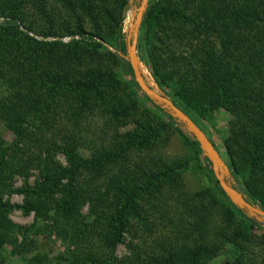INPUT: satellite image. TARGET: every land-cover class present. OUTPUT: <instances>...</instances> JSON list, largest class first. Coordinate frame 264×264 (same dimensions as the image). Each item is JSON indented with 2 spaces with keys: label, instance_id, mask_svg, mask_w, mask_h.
Segmentation results:
<instances>
[{
  "label": "trees",
  "instance_id": "1",
  "mask_svg": "<svg viewBox=\"0 0 264 264\" xmlns=\"http://www.w3.org/2000/svg\"><path fill=\"white\" fill-rule=\"evenodd\" d=\"M138 1L131 3L137 7ZM129 5V0H0V85L8 89L0 95V123L13 136L10 142L0 138V175L8 162L7 151L21 146L28 150L33 142L32 132L26 133L24 126L29 115L46 120L65 102H69L65 111L74 104L71 118L67 117L74 126L80 117L106 115L115 129L111 147L82 158L75 153V139L61 134L60 149L68 166L44 158L40 184L14 189L25 196L23 211L33 210L37 218H46L52 196L61 194L54 221L68 227L64 234L72 246L53 264H200L227 244L233 252L222 264H250L244 251L256 221L221 189L193 138L189 143L200 154L212 186L184 191L180 174L188 160L153 158L134 164L135 169L127 165L128 150L146 146L164 125H153L149 117L133 118L135 91L150 100L117 54L124 51L122 22ZM61 35L70 36V41L42 40ZM136 52L153 82L195 123L194 115L204 116L217 105L230 115L221 138L232 177L225 180L246 201L264 210V0H146ZM116 65L130 75L131 85L126 88L116 78ZM132 121L135 131L119 132ZM106 165L111 166L107 171ZM79 167L88 176L87 189L78 181L86 176H78ZM8 169L16 171L12 165ZM108 171L114 180L106 189L115 191L109 200L106 190L100 194L96 185L98 178L112 175ZM116 179L128 185L123 187ZM90 187L99 194L96 203L105 206L104 219L111 226L98 238L94 224L86 226L79 219L83 202L92 203L86 195ZM142 193H162L166 201L160 205L171 200L184 214L176 212L168 238L150 248L128 244L129 254L118 258L114 248L130 226L127 217L140 218L136 203ZM10 206L0 202L1 208ZM90 208L95 212L93 204ZM3 223L19 231L16 224Z\"/></svg>",
  "mask_w": 264,
  "mask_h": 264
},
{
  "label": "rangeland",
  "instance_id": "2",
  "mask_svg": "<svg viewBox=\"0 0 264 264\" xmlns=\"http://www.w3.org/2000/svg\"><path fill=\"white\" fill-rule=\"evenodd\" d=\"M135 10V6L130 2L122 22L124 37L130 32ZM2 20L0 17V21ZM34 37L38 41L41 40V36L35 35ZM42 40L58 41L66 44L70 41V36L46 37ZM104 46L113 52L114 49L111 46L107 44H104ZM117 54L126 61L125 46L124 51H117ZM138 60L147 82L156 91L166 96L162 89L153 82L144 63L139 58ZM113 71L116 78L125 88L131 85L129 81L130 75L121 66L116 65ZM126 90L128 93L131 92L129 89ZM7 92L8 89L0 85V95L4 96ZM133 96L135 103L134 119L141 120L149 117L153 125H157L158 123H164V125L162 126V131L156 137L148 139L146 146L128 150L126 153L128 167L135 169L134 164L147 162L153 158H157L163 162L177 159L188 160L186 169L180 174L184 191L191 193L202 187L212 186L214 181L210 178L206 167H204L205 164L201 160L200 154H197L189 143V140L192 138L191 135L176 122L166 119L161 111L154 107L155 104L145 100L137 91H135V95ZM56 100L59 101L58 99ZM68 103L65 102L61 105L57 112L50 114L46 120L36 115L26 117L24 126L26 133L32 132V134L29 133V137L33 142L29 143L30 147L28 150L25 146H21L19 149L7 151L5 161L8 162L3 166L2 174L0 175V202L11 206L6 208L0 207V264H53L57 257L64 255L72 246L64 234V230L68 229V227L63 225L61 221L59 223L54 221L58 219V216L54 212L61 199L59 192H55L52 196L53 198L50 203L51 210L48 211V216L46 218L42 216L37 218L33 210L23 211L20 206L24 203L25 196L20 192L14 191V189L22 186L32 188L40 184L43 179L41 173L43 170L41 168L44 158L51 159L52 162L58 163L62 167L68 166L67 157L60 149L62 145L60 140L61 134L71 135L75 139L73 140L77 142L75 153L82 158H91L92 151L98 148L111 147L115 129L112 122L106 120V115L80 117L77 125L74 126L67 119V117L71 118L70 113L73 110L74 104H71L70 109L64 110V106L68 105ZM193 117L207 137L213 141L226 166L221 138L226 135L230 115L217 105L204 116L194 115ZM124 131H135V123L132 121L119 128V132ZM0 138L5 142H10L13 138L4 122L0 123ZM36 145H39L40 150H38V147H34ZM46 151L48 152L47 154ZM38 162L39 165H37ZM10 165L16 171L9 172L8 166ZM110 168V165L105 166L106 171ZM112 169L117 170L118 168L112 167ZM76 172L80 177L81 174L86 175L85 171L80 167ZM108 172L113 173L112 171ZM227 178L232 180L231 176H226ZM87 180V175L82 180L81 178L78 180L81 182L83 189L89 187H86ZM111 180H114L113 174H107V178H98L96 181L100 194L106 190L107 200L115 192L112 189H106V185ZM119 180L120 182L117 181L121 186L126 187L128 185L121 179ZM62 182H65V179H62ZM95 193L92 187L87 190L86 195L89 196L88 199H92V203L88 201L83 202L79 208V219L86 226H89L88 224L91 223L94 224L93 230H95L96 234H99L98 238L105 228L108 231L111 229V226L104 219L105 212H107L105 206L96 203L99 194L96 195ZM142 195L143 198L136 203L140 218L127 217L130 226L126 227L122 232L121 240L114 248L113 253L118 258L129 254L128 244L139 248H150L155 242L162 241L165 237L168 238L170 235V224L176 222V212H179L178 215L181 216L184 214L182 208L178 209L171 200H168L166 205H160V201L165 200L162 193L154 196L147 195V193H142ZM91 204L94 205L95 212L90 211ZM250 216L254 218L256 223L250 229V243L245 244L248 249L244 252L246 258H249L248 262L250 264H264V220L253 215ZM4 220L16 224L19 227V231L8 229L3 223ZM234 221L236 223V220ZM232 252L233 247L227 244L216 256L202 260L200 264H222L231 257Z\"/></svg>",
  "mask_w": 264,
  "mask_h": 264
},
{
  "label": "water",
  "instance_id": "3",
  "mask_svg": "<svg viewBox=\"0 0 264 264\" xmlns=\"http://www.w3.org/2000/svg\"><path fill=\"white\" fill-rule=\"evenodd\" d=\"M131 2V0H129ZM146 6V0H139L134 13L133 24L129 34L124 37L125 42V59L131 70V75L138 89L144 94L153 104L163 109L171 118L175 119L196 141L201 154L208 160L213 176L218 182L221 189L225 192L228 198L239 208L244 209L248 214L264 220V210L246 201L240 192L231 187L226 179L230 177L223 159L214 148L213 144L192 118L177 107L167 96L156 91L144 77L139 66V60L136 55V43L138 37L139 24ZM228 179V178H227Z\"/></svg>",
  "mask_w": 264,
  "mask_h": 264
},
{
  "label": "bare ground",
  "instance_id": "4",
  "mask_svg": "<svg viewBox=\"0 0 264 264\" xmlns=\"http://www.w3.org/2000/svg\"><path fill=\"white\" fill-rule=\"evenodd\" d=\"M143 73H144V71H143Z\"/></svg>",
  "mask_w": 264,
  "mask_h": 264
}]
</instances>
